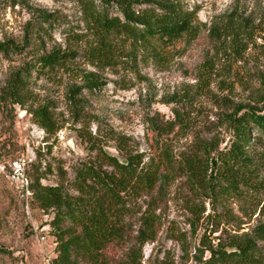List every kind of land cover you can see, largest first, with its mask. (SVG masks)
<instances>
[{
  "label": "rangeland",
  "instance_id": "obj_1",
  "mask_svg": "<svg viewBox=\"0 0 264 264\" xmlns=\"http://www.w3.org/2000/svg\"><path fill=\"white\" fill-rule=\"evenodd\" d=\"M90 1L121 16L116 2L123 0ZM124 1L141 9L159 0ZM179 1L195 13L194 33L167 44L152 41L148 49L121 40L119 57L107 65L89 62L83 46L72 40V33L89 30L81 0H0V39L22 48L0 52V93L13 73L38 55L54 47L78 52L67 69L38 74L32 68L24 103L11 97L0 103V161L25 159L31 185L35 177L44 185H68L75 167L93 160L99 148L121 160L136 152L147 160L163 149L173 157L176 172L156 210L161 216L156 239L142 247L136 242L138 211L146 205L138 203L124 239L105 251L109 264H128L133 251L140 264H213L211 249L227 245L230 250L264 223V165L259 164L249 194L212 198L180 168L185 157L201 155L205 143L220 150L229 145L226 117L237 108L250 105L264 112V0ZM87 73L102 84L82 88V109L76 113L69 90L83 85ZM44 103L57 120L52 132L30 113ZM250 153L262 159L264 135ZM52 216L34 198L27 213L0 176V264H56L54 235L49 230L45 241L39 239ZM257 244L264 254V240Z\"/></svg>",
  "mask_w": 264,
  "mask_h": 264
},
{
  "label": "trees",
  "instance_id": "obj_2",
  "mask_svg": "<svg viewBox=\"0 0 264 264\" xmlns=\"http://www.w3.org/2000/svg\"><path fill=\"white\" fill-rule=\"evenodd\" d=\"M81 1L89 30L71 36L83 46L87 60L92 64H113L119 57L121 40L148 49L152 41L172 43L191 35L196 29L195 13L185 9L179 0L153 1L152 6L141 9H135L130 1H118L116 6L121 16H110L94 1ZM10 51L20 53L22 48L11 40L0 39V52L9 54ZM77 57L78 52L61 47L38 55L33 62L13 73L0 93V103H6L10 97L13 103H24L28 99L32 68L38 74L67 69ZM84 78L83 85L69 90L68 99L76 113L82 109L78 97L82 88L92 90L102 84L94 73H87ZM30 113L44 130L52 132L57 128V120L47 103L38 105ZM226 119L231 130L229 145L220 150L205 143L201 155H189L180 165L190 179L200 184L208 198L231 193L249 194L256 186L254 178L261 168L259 164L264 165L262 154L258 162L250 153L258 136L264 135V112L245 105ZM255 130L259 131L257 137H253ZM213 151H216L215 155H212ZM123 156L121 160L99 148L93 160L75 167L68 185L64 181L44 185L35 177L32 184L34 201L41 209L53 212L48 224L49 234L57 241L56 264H109L105 251L114 242L124 239L129 229L128 220L138 212L141 216L136 242L142 247L156 239L161 224V216L156 210L164 201L170 175L176 172L173 157L166 149L147 160L139 152ZM138 203L146 204L143 211H136ZM198 207L197 203L192 205L195 211ZM203 209L205 211V207ZM256 239L264 240V223L255 228L253 236L234 243L230 250H226L227 245L211 249L212 263L264 264V254ZM138 254L137 251L130 253L128 264H140Z\"/></svg>",
  "mask_w": 264,
  "mask_h": 264
},
{
  "label": "built area",
  "instance_id": "obj_3",
  "mask_svg": "<svg viewBox=\"0 0 264 264\" xmlns=\"http://www.w3.org/2000/svg\"><path fill=\"white\" fill-rule=\"evenodd\" d=\"M25 166L26 160L22 158L11 159L4 162L0 161V176L7 181L13 193L24 203L27 213L30 214L33 189ZM45 228H47L45 229L46 231L39 235L41 241L46 240L50 225ZM54 245L57 246L56 239L54 240Z\"/></svg>",
  "mask_w": 264,
  "mask_h": 264
}]
</instances>
